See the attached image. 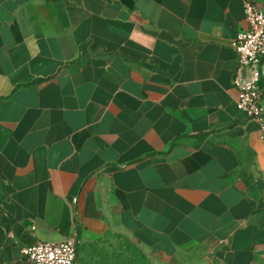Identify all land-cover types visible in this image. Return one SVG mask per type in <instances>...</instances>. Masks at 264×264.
Wrapping results in <instances>:
<instances>
[{
	"label": "crops",
	"instance_id": "1",
	"mask_svg": "<svg viewBox=\"0 0 264 264\" xmlns=\"http://www.w3.org/2000/svg\"><path fill=\"white\" fill-rule=\"evenodd\" d=\"M245 27L243 0H0V264L74 232L81 264L113 227L181 264H264Z\"/></svg>",
	"mask_w": 264,
	"mask_h": 264
},
{
	"label": "built area",
	"instance_id": "2",
	"mask_svg": "<svg viewBox=\"0 0 264 264\" xmlns=\"http://www.w3.org/2000/svg\"><path fill=\"white\" fill-rule=\"evenodd\" d=\"M246 27L233 42L238 65L233 83L238 90L237 108L259 122L264 137V0H243ZM74 232L63 241L37 240L22 247L27 264H76L78 246Z\"/></svg>",
	"mask_w": 264,
	"mask_h": 264
},
{
	"label": "rangeland",
	"instance_id": "3",
	"mask_svg": "<svg viewBox=\"0 0 264 264\" xmlns=\"http://www.w3.org/2000/svg\"><path fill=\"white\" fill-rule=\"evenodd\" d=\"M129 243H131L129 235L119 227H113L111 233L103 235L97 239L89 240L88 243L83 244L86 249L83 251V258L80 263L101 264L98 259L93 260V263H89L92 260H88L89 255L95 253L97 248L103 249L108 254H112L114 252L129 253ZM133 249L138 256V264H181L175 258L158 252L151 247L134 246ZM84 259H86L85 262Z\"/></svg>",
	"mask_w": 264,
	"mask_h": 264
},
{
	"label": "trees",
	"instance_id": "4",
	"mask_svg": "<svg viewBox=\"0 0 264 264\" xmlns=\"http://www.w3.org/2000/svg\"><path fill=\"white\" fill-rule=\"evenodd\" d=\"M78 246V255L80 251H82V247L79 246V242L77 241ZM134 243H129L128 249L130 250L129 253L124 252H114L112 254H108L103 249H96L95 253H92L89 255V260H95L98 259V261L101 264H138V256L136 255V252L134 251ZM137 248V247H136ZM78 258V256H77Z\"/></svg>",
	"mask_w": 264,
	"mask_h": 264
}]
</instances>
